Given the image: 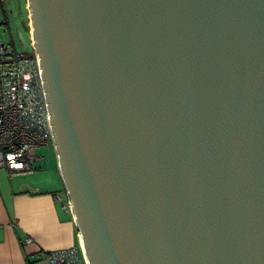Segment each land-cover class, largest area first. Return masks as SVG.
I'll list each match as a JSON object with an SVG mask.
<instances>
[{
	"label": "water",
	"instance_id": "1",
	"mask_svg": "<svg viewBox=\"0 0 264 264\" xmlns=\"http://www.w3.org/2000/svg\"><path fill=\"white\" fill-rule=\"evenodd\" d=\"M87 264H264V0H26Z\"/></svg>",
	"mask_w": 264,
	"mask_h": 264
},
{
	"label": "built area",
	"instance_id": "2",
	"mask_svg": "<svg viewBox=\"0 0 264 264\" xmlns=\"http://www.w3.org/2000/svg\"><path fill=\"white\" fill-rule=\"evenodd\" d=\"M51 145L37 58L33 51L28 57L17 54L11 44L0 40V169L11 175L32 174L38 161L35 150ZM55 199L62 210L71 213L67 198ZM42 257L47 264H87L80 245Z\"/></svg>",
	"mask_w": 264,
	"mask_h": 264
},
{
	"label": "crops",
	"instance_id": "3",
	"mask_svg": "<svg viewBox=\"0 0 264 264\" xmlns=\"http://www.w3.org/2000/svg\"><path fill=\"white\" fill-rule=\"evenodd\" d=\"M23 6L28 23L26 0ZM50 177L45 170L11 175L0 169V264H47L44 253L79 248L72 215L55 199L60 178Z\"/></svg>",
	"mask_w": 264,
	"mask_h": 264
},
{
	"label": "rangeland",
	"instance_id": "4",
	"mask_svg": "<svg viewBox=\"0 0 264 264\" xmlns=\"http://www.w3.org/2000/svg\"><path fill=\"white\" fill-rule=\"evenodd\" d=\"M0 40L5 44H11L17 54L25 57L32 54L29 21L27 23L23 0H5L0 4ZM34 155L38 159V165L33 166L34 172L45 170L48 176H53L50 178L59 180L52 145L35 150ZM58 194L62 200L66 199L63 188Z\"/></svg>",
	"mask_w": 264,
	"mask_h": 264
}]
</instances>
